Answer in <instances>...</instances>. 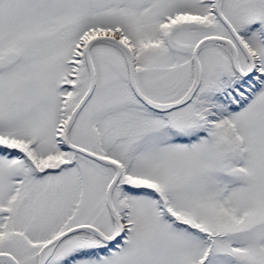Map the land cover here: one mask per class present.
I'll list each match as a JSON object with an SVG mask.
<instances>
[{
	"label": "snow or ice",
	"instance_id": "6c2138e0",
	"mask_svg": "<svg viewBox=\"0 0 264 264\" xmlns=\"http://www.w3.org/2000/svg\"><path fill=\"white\" fill-rule=\"evenodd\" d=\"M0 264H264V0H0Z\"/></svg>",
	"mask_w": 264,
	"mask_h": 264
}]
</instances>
